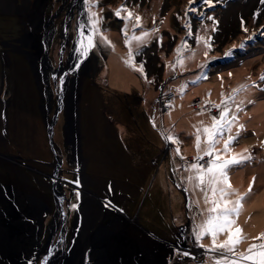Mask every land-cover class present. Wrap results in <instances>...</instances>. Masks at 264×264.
<instances>
[{"label":"rangeland","instance_id":"1","mask_svg":"<svg viewBox=\"0 0 264 264\" xmlns=\"http://www.w3.org/2000/svg\"><path fill=\"white\" fill-rule=\"evenodd\" d=\"M48 1L50 16L56 0ZM10 2L0 0V6ZM121 7L132 13L129 20L123 19L125 11L115 15ZM85 11L100 18L93 41L100 72L91 77L95 85L88 78L82 82L77 141L60 131V121L47 140L26 66L11 55L15 61L10 67L0 62V189L29 197L39 207V248L29 264L45 263L47 249L57 257L73 244H82L80 231L76 236L75 231L87 224L82 213L85 193L101 205L102 213L92 208V214L94 226L98 220L105 228L107 241L119 238L148 248L158 254V264L235 260L212 250L210 234L196 239L211 205L188 180L193 175L189 166L195 162L185 159L205 156L208 144L202 130L220 119L225 107L228 119H236L230 130L216 135L214 155L207 161L215 154L222 159L250 157L229 167V185L224 187L229 188L228 200L243 197L234 218L246 239L236 253L264 243L257 239L264 233V2L212 0L209 7L203 0H95ZM136 16L140 21L134 27ZM12 20L0 15V39L7 37ZM88 25L91 33L89 18ZM145 32L143 42L132 39ZM197 37L210 38V48ZM229 50L232 54L226 56ZM141 65L143 72L137 70ZM169 91L170 110L160 114V97ZM230 136L235 139L225 152ZM183 238L185 246L177 243ZM227 238L226 232L219 234L217 244ZM78 257L92 264L87 253Z\"/></svg>","mask_w":264,"mask_h":264},{"label":"flooded vegetation","instance_id":"2","mask_svg":"<svg viewBox=\"0 0 264 264\" xmlns=\"http://www.w3.org/2000/svg\"><path fill=\"white\" fill-rule=\"evenodd\" d=\"M16 3L17 6L11 0L8 5L0 6V15L13 18L7 26V37L0 39V62L10 67L15 61V58H9L11 55L21 59L26 66L38 96L39 115L47 140L52 127L60 121V131L68 134L70 140L77 141L82 82L100 72L93 47L86 55L79 51L80 33L90 34L86 3L84 0H56V9L50 16L46 12L48 0H16ZM94 79L91 80L95 85ZM6 100L1 104L5 105ZM108 207L111 213L115 212L110 205ZM178 233L181 236L182 232ZM157 240L163 242L161 238ZM183 240L177 243L185 246ZM47 255L45 253L44 259Z\"/></svg>","mask_w":264,"mask_h":264},{"label":"snow or ice","instance_id":"3","mask_svg":"<svg viewBox=\"0 0 264 264\" xmlns=\"http://www.w3.org/2000/svg\"><path fill=\"white\" fill-rule=\"evenodd\" d=\"M86 4H89L90 7L95 6V0H84ZM190 3H193L194 0H189ZM203 2L212 7V0H203ZM264 2V0H262ZM191 11H195V9H190ZM122 11L127 12V15L123 17L124 20H129L132 17V13L128 11L126 8L121 7L116 10L115 15L120 17ZM88 18L91 23L92 31L89 35L85 36L83 32L80 33L81 39L79 40L81 55H86L87 52L94 47V38L99 34L98 24L100 22V18L97 16L95 12L89 11ZM208 19H213L212 17H208ZM136 24L134 27L139 26L140 17H135ZM243 25V21H242ZM215 30V29H213ZM247 31V29H245ZM148 33H143L142 36L136 37L133 36L132 39L143 42V38L147 36ZM251 37H249L250 39ZM102 39L108 43L106 37H102ZM198 41L204 40L203 37H197ZM210 38L208 40H204L206 47L210 48ZM129 41H126L128 43ZM243 47V44L240 45ZM232 54L231 50L225 53L226 56H230ZM207 55V53H205ZM131 60V55L129 57ZM177 63H181L182 61H177ZM138 71L143 72V66L141 65ZM261 80H264V75L260 77ZM243 87V86H242ZM234 92L239 91V89H234ZM230 98V97H229ZM221 103L223 105L227 104V100L222 98ZM220 107V105H217ZM235 116L232 117V120L228 119V110L225 107L221 112L220 119H214L212 126L203 128V132L207 136V144L208 147L204 152L205 156H213L214 155V145L216 143V135L218 133H222L226 128L230 130V125L233 120H235ZM241 128L243 126H240ZM235 137H229L228 140L225 141L224 151L227 152L229 150V146L233 142ZM174 143H178V141L173 140ZM196 147L199 149L200 147V135L197 134L196 137ZM247 151V150H245ZM177 154H179V150L177 149ZM197 161L202 159V157L197 156ZM250 159L249 156H245L242 154H238L237 156H233L231 159H222L219 154H215V158L210 160L208 164L200 165L199 163H192L189 166V171L193 173V175L188 177V180L193 184V186L197 189H201L204 192V202L206 204H210L211 206L207 209L208 216L205 221L198 225V231L196 232V239L199 240L204 235H211L212 243H213V251L220 249L222 250V256L230 254L232 256H236L235 260L229 261L227 258H222L216 261V264H245V262H250V264H264V243L252 244L244 253H236V246L246 237L243 235V230L236 224V220L234 217L238 216L241 209L243 200L242 196H238L235 201H230L227 199L230 194L229 188L224 187V185H229V178L227 175V170L232 165L240 164L245 160ZM230 187V186H229ZM249 191H251V185H249ZM210 193V194H209ZM75 207V206H73ZM227 233L228 238L221 244H217V237L221 233ZM257 239H264V233L261 234Z\"/></svg>","mask_w":264,"mask_h":264},{"label":"bare ground","instance_id":"4","mask_svg":"<svg viewBox=\"0 0 264 264\" xmlns=\"http://www.w3.org/2000/svg\"><path fill=\"white\" fill-rule=\"evenodd\" d=\"M0 193V264H29L30 256L39 248V245L35 244V220L39 207L29 197L24 199L18 193L10 195L4 189H0ZM92 208L96 214L102 213L99 201L85 193L82 213H86L84 219L87 224L84 229L79 227L75 231V236L80 231L79 242L82 244H73L69 251H61L57 257L51 254V249H47L50 253L43 264H84L78 257L83 252L90 255L92 264L159 263L158 254L148 248L145 250L138 244L123 242L119 238L107 241L105 228L98 220L94 226Z\"/></svg>","mask_w":264,"mask_h":264},{"label":"built area","instance_id":"5","mask_svg":"<svg viewBox=\"0 0 264 264\" xmlns=\"http://www.w3.org/2000/svg\"><path fill=\"white\" fill-rule=\"evenodd\" d=\"M172 97H173V93L171 91L166 92L165 94H163L160 97V100H159V112H160V114H165L166 112H168L170 110L169 101L171 100ZM210 105H212V104L210 103ZM197 156L202 157V159L197 161V159H196ZM186 159L188 161H193L195 163H199L200 165H206V163H207V157L201 156V155H196L194 157H187Z\"/></svg>","mask_w":264,"mask_h":264},{"label":"water","instance_id":"6","mask_svg":"<svg viewBox=\"0 0 264 264\" xmlns=\"http://www.w3.org/2000/svg\"><path fill=\"white\" fill-rule=\"evenodd\" d=\"M161 88V87H160ZM48 141L50 142V136H48ZM165 260L163 261V264H164Z\"/></svg>","mask_w":264,"mask_h":264},{"label":"crops","instance_id":"7","mask_svg":"<svg viewBox=\"0 0 264 264\" xmlns=\"http://www.w3.org/2000/svg\"><path fill=\"white\" fill-rule=\"evenodd\" d=\"M202 72H204V73H205V72H207V71L205 70V71H202ZM188 157H189V156H188ZM186 158H187V157H186ZM186 158H185V159H186Z\"/></svg>","mask_w":264,"mask_h":264}]
</instances>
